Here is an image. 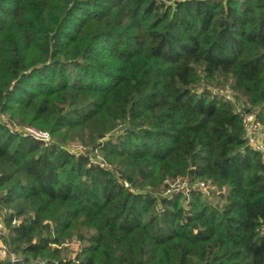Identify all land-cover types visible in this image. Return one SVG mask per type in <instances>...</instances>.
<instances>
[{"label": "trees", "instance_id": "trees-1", "mask_svg": "<svg viewBox=\"0 0 264 264\" xmlns=\"http://www.w3.org/2000/svg\"><path fill=\"white\" fill-rule=\"evenodd\" d=\"M251 113L264 0H0V264H264Z\"/></svg>", "mask_w": 264, "mask_h": 264}, {"label": "built area", "instance_id": "built-area-1", "mask_svg": "<svg viewBox=\"0 0 264 264\" xmlns=\"http://www.w3.org/2000/svg\"><path fill=\"white\" fill-rule=\"evenodd\" d=\"M227 99H233V95L229 92L224 94ZM244 125L247 131V139L249 144L256 150L264 154V134L261 130V125L256 121L255 115L253 113L247 114L244 118ZM26 135H31L36 140H41L45 144L51 142V134L45 130H39L31 126H26L23 128ZM201 187L205 190V185L202 183ZM6 235L5 224L3 217L0 215V257L2 259L10 258L12 262L18 260L14 254L9 253V247L4 242V237Z\"/></svg>", "mask_w": 264, "mask_h": 264}, {"label": "rangeland", "instance_id": "rangeland-1", "mask_svg": "<svg viewBox=\"0 0 264 264\" xmlns=\"http://www.w3.org/2000/svg\"><path fill=\"white\" fill-rule=\"evenodd\" d=\"M231 91V90H230ZM226 93V92H225ZM235 101V100H234ZM73 148V147H72ZM80 148V147H79ZM187 186V181H185V180H183V179H180V180H177V181H174V182H172V184H171V190H173V189H176V188H179V187H181V188H184V187H186ZM206 188H205V190L204 191H207L208 192V189H207V186H205ZM171 190H170V192H171ZM169 192V191H168ZM1 217H2V215H1ZM68 249H69V251L67 252V256H69V255H72V257H73V255L79 250V248H80V246H79V242L77 241V240H73V241H71L70 243H68Z\"/></svg>", "mask_w": 264, "mask_h": 264}]
</instances>
